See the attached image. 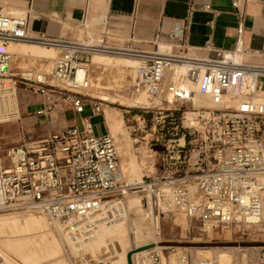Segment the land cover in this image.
Masks as SVG:
<instances>
[{
  "label": "built area",
  "instance_id": "obj_1",
  "mask_svg": "<svg viewBox=\"0 0 264 264\" xmlns=\"http://www.w3.org/2000/svg\"><path fill=\"white\" fill-rule=\"evenodd\" d=\"M245 1L232 0L241 16L233 48L217 51L214 58L160 53L158 48L153 53L125 50L140 57L134 89L158 84L168 65L186 62L187 75L213 103V106H194L192 101V125L185 123V111L180 118L171 108L159 112L154 127L158 126L160 132L154 135H160L155 140L161 148L152 151L154 173L142 175L137 183L123 180L114 138L109 133L94 134L87 119L81 130L70 126L42 137L25 131L17 144L0 147V210L38 206L53 219L65 220L83 217L112 201L114 196L136 190L147 207H156L163 214L178 211L199 222L202 229L205 225L211 229H230L243 224L247 215L259 216L264 204V101H257L255 97L264 90V46L249 49L244 44L242 7ZM31 39L26 13L24 19L2 17L0 13L3 45ZM43 42L65 49L63 56L56 59L52 75L72 82L73 87L75 65L87 62L89 52L67 41ZM100 42L101 47L96 48L114 51L105 47L102 39ZM243 54L248 59L238 61L236 56ZM10 62L11 54L0 50V92L7 83L12 84L15 92L17 82L25 90L31 88L44 103L37 114H45V101L46 109L50 110L55 96L68 98L76 113H82L86 105L94 115L103 112L105 100L83 95L71 87L24 77L13 79ZM227 96L232 100L226 99ZM167 133L170 137L164 138ZM192 186L197 189L196 194L191 192ZM167 193L171 203L164 209L158 200ZM150 256L153 264H172L163 263L158 253ZM184 256L186 264H193L192 258L189 261L188 255ZM81 264L110 263L101 259ZM195 264L216 263L205 259ZM260 264H264V254Z\"/></svg>",
  "mask_w": 264,
  "mask_h": 264
},
{
  "label": "rangeland",
  "instance_id": "obj_2",
  "mask_svg": "<svg viewBox=\"0 0 264 264\" xmlns=\"http://www.w3.org/2000/svg\"><path fill=\"white\" fill-rule=\"evenodd\" d=\"M8 5L20 8L18 2L11 1ZM90 38H80V40L83 42L88 41ZM98 38L101 39V36L92 37L93 42L89 43L97 44L96 39ZM29 41L45 44V42L35 39ZM22 44L24 43H11L6 49L0 47V50L8 51L11 54L9 72L14 74L13 79L22 80L21 77L26 78L22 73L32 75L46 74V83L63 87L52 75L55 67L54 60L51 61L50 70L45 69V63L47 64L48 61L45 60V47L43 45L32 46L31 44L28 47L29 49L24 52L27 54L26 58L13 57L11 47H24ZM156 50V47L150 49V51ZM121 53L131 54L125 50L88 54V60L91 57L87 67L90 88L83 92L99 98L106 96L109 99L103 102L102 108L103 112L107 109L106 125L116 142L122 178L125 181L137 183L146 172V170L137 169L135 166V163L141 159L137 149L142 152L148 174H152L155 171V157L152 151H159L161 148L160 142L155 140L156 136L159 137L160 135H154V132H160L158 126L154 127L157 124L159 112L171 108L173 109V114L180 118L184 111L192 108L190 105L181 108L168 107L166 105L159 106V103H152V107H138L135 106L136 104L131 103L140 97L144 100L141 105L147 106L149 101L144 95L133 94V87L130 89L134 76L133 67H135L136 63L134 61L131 62V58L120 57L123 56ZM60 54L55 55L54 58L59 57ZM82 61H85V56H82ZM96 62L101 64V77H96L92 71L93 64ZM107 64L110 66H106ZM120 65H125V67H120ZM177 77L169 80L173 81ZM189 81L187 83L188 87L195 82L192 79H189ZM23 88L24 85L17 82L16 95L18 104L19 97L22 94L37 95L31 88L26 90H23ZM27 99L31 100V97H27ZM84 99L88 98L85 96ZM155 105L157 107H153ZM122 109L144 111V115H147L144 117L149 119V121H139V129L136 127L134 129L133 127L130 128L128 126L134 124L122 120L120 114ZM26 121L27 119L21 117V119H14L0 124V147L17 144L25 131L31 132L35 137V131L36 134H41V130H37L38 124L32 125ZM93 125L94 134L99 135L103 131L102 120L99 117L94 118ZM167 137H170L169 133L164 136V138ZM130 165L135 167L132 173L129 172ZM131 177L133 178L130 179ZM10 209L12 208L0 210V214L19 212L7 211ZM99 210V218L95 221H90L87 214L83 217L59 219L56 222L67 249L63 247L60 241L58 242L51 223L45 218H43L45 222L44 228L42 227L43 231L34 232L33 238L29 240L27 238L24 241H19L12 238L11 240L7 236L0 237V264H64L65 262L69 263L73 258L77 260V264H81V262L86 260L98 261L107 258L111 259L113 264H126L127 254L130 253V249L140 251L145 249L142 247L146 245H149V247L160 246V248L152 251L150 255L158 253L163 263L170 261L172 255L179 253H186L190 261L191 251L209 256L214 255V253L218 256L222 252H228L231 256L239 257L240 251L244 249L252 250L255 248L258 251V248H261L260 252L264 250V214L258 225L243 227V224H238L239 226L233 225L230 227L229 231L218 227L213 228L211 232L202 229L199 222L189 219L178 211L163 214L158 213L156 207L154 209L147 207L142 200L141 193L136 190L125 191L123 195L114 196L112 201L103 204ZM15 217L11 215V220L4 224L6 229L11 230L15 227L17 223ZM78 229L90 231V234H100L103 231L106 241L91 244L76 243L71 247V238L74 237ZM45 232L49 236V244L46 246L39 242ZM86 240L90 239L87 238ZM47 250L49 254L45 257ZM65 251L67 256H65ZM150 255L148 257L151 260Z\"/></svg>",
  "mask_w": 264,
  "mask_h": 264
},
{
  "label": "crops",
  "instance_id": "obj_3",
  "mask_svg": "<svg viewBox=\"0 0 264 264\" xmlns=\"http://www.w3.org/2000/svg\"><path fill=\"white\" fill-rule=\"evenodd\" d=\"M11 1L18 2L21 9L7 6ZM0 13L19 16L26 13L28 33L38 41L88 42L89 45L101 47L102 39L103 45L113 50L149 51L156 47L160 52L171 50L176 55L198 58H214L219 50H231L236 27L241 21L232 0H0ZM242 13L245 46L249 49L262 48L264 0H246ZM98 36L101 39H96L97 44L89 43L93 42L92 37ZM89 37L88 41L80 40ZM22 45L24 47H11L14 58L27 57L24 52L31 44ZM99 52L105 53L102 49ZM60 53L59 47L45 46L46 70H50L51 61ZM178 74L179 69H175L167 72V77L175 78ZM27 97H31V100ZM43 106L39 95L22 94L19 97L20 119L23 117L27 123L38 124L37 130H41V134L35 131L36 137L70 126L81 130L85 119L93 130V119L96 117L103 124V131L99 135L109 133L105 120L107 109L94 115L90 106L86 105L82 113H76L69 99L61 96L53 98L50 110L46 109L45 101V114H37ZM144 113L128 109L120 112L124 122L134 124L128 126L133 129L140 128L139 121H149ZM137 151L141 159L135 166L147 171L142 152ZM134 170L135 167L130 165L129 172Z\"/></svg>",
  "mask_w": 264,
  "mask_h": 264
},
{
  "label": "bare ground",
  "instance_id": "obj_4",
  "mask_svg": "<svg viewBox=\"0 0 264 264\" xmlns=\"http://www.w3.org/2000/svg\"><path fill=\"white\" fill-rule=\"evenodd\" d=\"M1 15H2V17H6V16L21 17L22 19H24V17H25V15H23V16L13 15V14H1ZM11 43H16V44L24 43V44H32V45L40 44V45H43L44 47L45 46L59 47L61 49V54L59 57L54 59V64H55L56 59L63 56L64 51H65V49L63 47H61L60 45H52V44L46 45V44H42L40 42H32V41H9L6 45H3L0 42V47L5 49ZM73 44H75V43H73ZM76 45L77 46L79 45L78 46L79 48H82V47H80V45L83 46V49L87 50L91 54L95 53V52H99L98 48H96L95 46L89 45L88 43L76 44ZM85 50H82V51H85ZM102 50H104V49H102ZM104 51L109 52L106 50H104ZM146 52L153 53V51H150V50L146 51ZM158 52H160L159 49H158ZM160 53H172V52L170 50L169 52H160ZM121 55H123V56H120V57L131 58L132 59L131 62L134 61L136 63L135 67H133L134 76H133V80H132L131 85H130V89H131V87L134 83V80L136 78V70H137V67L139 65L140 57L135 56V55H131V54H126V53L125 54L121 53ZM186 57L192 58V57H196V56L189 55ZM248 57H249L248 55L243 54V55H237L236 59L238 61H243V60H246ZM90 60H91V57L89 58V60L87 62H83V63L75 65L76 77L74 80L75 84L73 87L70 86L73 84L72 82L70 83L67 80H63V79H56V78H54V79L56 81H58V83H60L64 87H71L75 91H77L83 95L90 96L89 94L83 92V91L90 88L89 80L87 77V67L90 63ZM106 66H110V65L107 64ZM100 67H101V64H99L98 62L93 64L92 71L95 73L96 77H101V75H102V72H100V70H101ZM120 67H125V65H120ZM187 68H188V65L186 62H184V63H172V64L168 65L163 70L162 79L160 80V82L158 84H145L142 87L134 89L133 94L144 95L146 97V99L149 101L148 105L147 106L141 105V104H143V101H144L141 97L139 99L132 101L131 103H134L136 105H141V107H152L151 106L152 103H156V104L159 103V106L166 105L168 107L175 106V108H181V107H187L189 105L191 106L192 101H193L194 106H198V105L213 106L211 98L209 96L203 95L199 91L195 80H194L195 81L194 84L191 83L188 87L187 83L190 82L189 79H191V77H189L187 75ZM175 69H179L178 77H177V79L170 81L169 78L167 77V72L169 73L170 71H173ZM22 74L25 75L26 78H28V79L34 78L35 80H41V81L47 82V75L46 74H38V75L25 74V73H22ZM119 76H121V75L119 74ZM85 81H86V84H85ZM183 82H185V83L183 84ZM117 83H118V81H117ZM191 92L194 93L193 96L191 95ZM177 94H179L180 96L178 97ZM225 98L230 100V101L232 100L231 96H227ZM99 99L107 101L106 96H104V98H99ZM255 99L257 101H264V90L259 91L258 94L256 95ZM153 107H157V105H155ZM19 113H20V110L18 107V98H17L16 92L14 91L12 84L7 83L5 88H3V90H1V92H0V124L10 122L14 119H18ZM185 116H186L185 123L187 125L194 124V120H193L194 112L192 110H186ZM105 120L107 122V115H105ZM110 135L113 137V135L111 133H110ZM180 143H183V141L180 140ZM120 171H121V166H120ZM145 174H148V171H146L143 175H145ZM191 192L193 194H196L197 189L194 186H192ZM158 203H159L160 207L165 209L171 203V197L167 193V194H165V196L159 198ZM7 211H19V212L10 213V214H0V237L7 236V238H10V239L12 238V239L19 240V241H24V239H27V238L29 240L30 238H33L32 236H33L34 232L43 231L42 227L44 228V225H45L43 218H45L49 223H51L52 228L55 232V235L58 239V242L60 241V243H62L63 247H66V245L64 244V240L61 237L59 230H58V224L56 223L58 220L53 219L45 210L39 208L38 206L24 205L21 207L12 208V209L7 210ZM263 214H264V204L262 206V209H261L259 216L247 215L246 220H244L243 227L258 225L261 221ZM11 215L16 216L15 218L17 220V223L13 229L8 230L5 228L4 224H7L8 221L11 220ZM98 215H100L99 209L94 211V212L89 213L88 219L90 218L89 219L90 221L98 220V218H99ZM237 226H239V225L237 224ZM204 229L206 231L212 232V229L207 225H205ZM226 231H229V230L226 229ZM89 232L90 231H85L83 229L76 230L74 237L71 238L72 243L70 244V246L73 247L76 243L91 244L94 242H99V241L105 242L106 241V237H105L103 231H101L100 234L99 233L90 234ZM87 238H89L90 240H86ZM78 239H79V241H78ZM39 242L45 246L49 244V236L47 235L46 232L39 239ZM4 245L6 246V244H4ZM158 248H160V246L148 247V248H145V249L140 250V251L130 249L129 250V252H130V263L131 264H152L148 255H150V253L152 251H154ZM66 249H67V247H66ZM260 251H261V248H258V251L255 250V248L252 250L244 249V250L240 251L239 257L233 256V255L231 256L228 252H222L218 256L214 253V255L209 256V255H206L203 253L191 251V253H192L191 258H192L193 264H195L201 260H205V259H211L216 264H260L261 263V257L264 254V253H261ZM48 254H49V251L47 250V252L45 253V257ZM66 254L67 253L65 251V256H67ZM185 254L186 253H179V254L172 255L170 258V263H172V264H186V260H185V256H184ZM215 257H217L218 259ZM107 260L110 262V264H113L111 259L107 258ZM64 264H77V260L75 258H73V259H71V261L69 263L65 262ZM126 264H128L127 260H126Z\"/></svg>",
  "mask_w": 264,
  "mask_h": 264
},
{
  "label": "water",
  "instance_id": "obj_5",
  "mask_svg": "<svg viewBox=\"0 0 264 264\" xmlns=\"http://www.w3.org/2000/svg\"><path fill=\"white\" fill-rule=\"evenodd\" d=\"M147 247H149V245H146V246H144L142 248H147ZM127 261H128V264H131L130 263V253L127 254Z\"/></svg>",
  "mask_w": 264,
  "mask_h": 264
}]
</instances>
